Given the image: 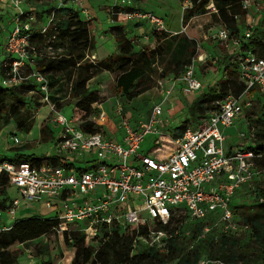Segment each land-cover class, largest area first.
<instances>
[{
    "label": "built area",
    "instance_id": "obj_1",
    "mask_svg": "<svg viewBox=\"0 0 264 264\" xmlns=\"http://www.w3.org/2000/svg\"><path fill=\"white\" fill-rule=\"evenodd\" d=\"M28 1L0 0V21L4 8L12 9L8 17L12 29L0 28V49L6 55L2 65L8 68L0 86L12 88L34 82L44 95V101H48L49 79L38 71L36 65L63 52L62 48L54 46L58 36L55 12L61 8L81 10L83 0H51L55 7L47 10L45 24H40ZM209 2L207 8L217 12L212 0ZM120 3L121 9L131 8L124 13L129 22L147 24L149 34L166 31L162 19L133 7V0H120ZM255 5V0L240 3L247 18L242 33L235 35L221 27L211 36L213 40L226 44V48H232L231 56L235 59L243 90L239 95L227 94L216 101L215 108L206 113L196 127L187 128L177 138L165 135L162 128L167 121L160 104L153 105L149 117L136 126L132 125L121 106H116V123L110 134L103 129L86 132L81 129V123L72 122L55 111L49 127L51 131L53 127L59 128L57 136L54 138L52 131L51 139L42 143L49 145L52 158L63 163L57 166L46 161L39 165L16 164L1 159L0 175L6 176L9 186L17 190L22 200L44 201L46 209L54 211L50 218L58 222L60 234L68 230V224L82 223L85 224L81 230L86 242L98 244L102 230L110 233L114 229L127 228L134 236L131 256L144 249H165L179 229L187 228L193 222L205 224L197 238L204 239L214 230V240L220 235L229 236L240 231L250 236V225L238 221L232 202L238 192L252 185L260 175L264 176V152L255 150L256 133L251 124L245 123V131L234 136L225 134V131L234 128L240 119L244 120L243 108L251 106L255 93L264 92V55L254 53L249 44L255 28L254 19L248 14ZM255 10L262 15L261 5ZM81 12L87 16L84 9ZM239 18L234 17L240 31ZM36 38L44 41L42 48ZM205 59L196 54L184 68L183 75L159 81L163 98L167 99L178 85L186 95L204 94L205 86L195 70ZM84 60L95 64L96 56L87 51ZM210 88L218 89V83ZM105 117L100 109L90 120L100 126L99 121ZM151 135L157 138L154 146L144 154L142 144ZM161 136L169 138L173 148L167 151L157 148L161 153L153 155L156 150L150 151L159 144ZM12 141L14 144L19 142L17 138ZM54 201L60 204V210ZM259 201L263 202V199ZM18 205L19 199H15L12 207ZM14 208L9 211L13 217ZM182 212L186 217L176 228L165 230L158 227V223L166 225L171 216ZM10 226H0V232ZM171 229L174 231H169ZM184 235L189 236L190 231L184 230ZM199 264L244 263H226L203 257Z\"/></svg>",
    "mask_w": 264,
    "mask_h": 264
},
{
    "label": "trees",
    "instance_id": "obj_2",
    "mask_svg": "<svg viewBox=\"0 0 264 264\" xmlns=\"http://www.w3.org/2000/svg\"><path fill=\"white\" fill-rule=\"evenodd\" d=\"M140 0H133V4ZM185 1V0H179ZM191 6L184 9L182 22L186 24L195 16L206 13L205 6L209 0H189ZM243 0H212L217 14L215 17L232 34L237 35L240 31L235 25V16L242 19L245 12L242 11L240 3ZM131 8H129V11ZM54 22L58 29V36L54 46L62 48L60 59H43L38 62L36 68L39 72L48 75L49 85L50 77L60 73L70 85L68 97L75 106L85 112H91V106L100 101V96L92 92L87 87V82L102 71L116 75L114 93L131 101L139 95L154 87L156 78L173 73L177 75L179 70L188 66L193 57L197 54L196 44L193 40L181 34L171 35L164 31L154 33L157 45L154 49H143L133 52L131 40L126 37L122 27H112L111 32L117 46V53L92 64L86 60L85 54L94 48V40L91 36V24L89 21L80 19L78 12L69 8H61L55 12ZM38 43L43 45L42 39ZM249 44L252 51L258 55H264V35L250 38ZM169 57L168 60L165 57ZM57 58V57H56ZM7 60V59H6ZM162 66L161 74H157L156 64ZM225 59L218 60L217 67L224 64ZM226 65V63H225ZM227 69L226 79L218 83V93L214 90L209 94H202L195 98L190 105L188 112L194 116L203 113V105L213 103L227 94L239 95L243 90V85L238 81V75L232 66H225ZM8 68L3 65L0 68V78L6 76ZM216 70V68H213ZM51 74V75H49ZM32 89L38 90L34 83ZM26 85L21 84L17 87L4 88L0 86V123L7 125L13 120L19 130L29 131L33 126V121L29 119V111H19V106H24L27 99L23 93ZM216 91V92H217ZM95 114L98 110H94ZM256 143L255 150L264 152V127H260L261 122H256ZM81 129L86 132H96L102 129L92 121L83 120L80 124ZM186 123L178 126L173 134V138L180 137L187 129ZM1 130V127H0ZM40 138L42 142H48L51 139L52 131L48 126L40 127ZM156 145L150 152L157 148L162 151L171 150L173 144L166 136H161ZM160 151H154L153 155L160 154ZM41 159L34 154H25L22 150H13V156L8 159L16 164L30 163L39 165ZM46 162H51L57 166V159L45 158ZM62 164V163H61ZM259 179V178H258ZM257 179L253 182V194L258 201V211L254 214L243 216L242 222L249 224L252 233L250 235L252 242L258 245L264 244V186H257ZM9 184L5 175H0V196H6ZM248 189V188H247ZM244 191V190H243ZM263 202H259L260 199ZM235 208V207H234ZM186 216H171L166 225L158 223L160 229L168 230L177 227L178 223L184 220ZM205 224L193 222L187 228L179 229L178 234H174L168 241L165 249H144L138 254L131 256V244L133 241V232L126 229H114L109 233L102 230L100 233L104 238L98 237V247L93 249L94 244H85V234L79 230H66L62 232L65 245L70 248H76L77 251L71 264H199V261L206 257L209 260H219L226 263L252 264L256 261L254 256L247 255L244 252H237L238 232L229 236H218L214 240L215 230L212 235L206 238H197ZM58 222L52 218L29 217L16 220L8 229L0 232V264H15L16 257L10 250L20 244L36 240L50 232L58 231ZM184 230H189L190 235H184ZM173 232L174 230H169ZM99 233V234H100ZM99 236V235H98ZM194 244L190 247L191 244ZM95 247V246H94ZM39 253L47 255L46 250H39ZM43 264H51L47 261Z\"/></svg>",
    "mask_w": 264,
    "mask_h": 264
},
{
    "label": "rangeland",
    "instance_id": "obj_3",
    "mask_svg": "<svg viewBox=\"0 0 264 264\" xmlns=\"http://www.w3.org/2000/svg\"><path fill=\"white\" fill-rule=\"evenodd\" d=\"M50 1L51 0H29L28 4L31 10L35 13L37 12L38 15L41 11H46L49 10L50 7H55L54 5H51ZM209 3L210 2H208L205 6V14L193 17L186 24H184L180 18L184 9L191 6V2L189 0L184 2L179 0H159L158 3L151 1L147 5L140 6L146 12H149L151 7L159 8L161 11H166L169 16H163L167 30L165 32H176L175 34H181L195 42L197 54L203 55L204 58H206L203 62L197 64L195 70L197 78L205 86V94L212 92L213 90L210 87L224 79V75L228 72L224 67H235L234 65L236 63L234 61L235 59L231 56L232 48H226V44L217 42L211 37L216 29L224 26L217 19V17H215L216 12L207 8ZM257 3L262 6V15L256 13L255 9L258 7ZM255 4V6L251 7L248 15L254 19V35L262 36L264 35V0H255ZM157 5L160 6L158 7ZM120 6V0H83L82 6L79 9H84L87 16L82 14L81 10L75 11L78 12L81 20L89 21L91 24L90 32L95 45L94 48L88 52H94L97 55V60L104 59L105 49H109V46L111 47L115 42L111 35L113 33L110 29L113 26V19L127 22V24L123 22L124 24L122 25L126 29L128 27V31H125L124 28L123 30L126 37L131 40L133 52L143 49L150 50L155 45V41L151 39V34L147 31L148 29L145 30L147 25L135 23L134 25L131 24L129 26L130 23L124 16L125 11H129V9H121ZM157 12L154 11L156 16H158ZM11 13L12 9L8 6H6L4 11H2V20L0 21L1 29H12V25H8V17ZM45 13H48V11ZM40 16V24H45L47 21V15ZM239 19L241 22L239 33H242V27L244 23H246L247 18L244 17V19H242L240 17ZM117 25L121 24L119 23ZM137 28H139L140 31ZM144 37H147V40L144 39ZM39 45L40 48L43 47V45ZM3 52V49H0V62H2L6 56ZM165 58L168 60L169 57L166 56ZM223 58L225 59L226 65L224 63L217 67L218 60ZM58 59H60V54L53 60ZM97 60L96 63L98 62ZM155 68L157 69V74L160 75L162 66L158 63ZM212 68H216V70H211ZM183 72L184 69L179 70L177 75L170 73L165 75L163 78L155 76L156 82L154 87L150 89L151 91L148 90L149 92L146 91L137 98L129 101L122 96H117L114 93L116 75H111L102 71L87 82V87L90 91L101 94L99 95L100 101L97 103L99 108L96 106L91 107V112L88 114L79 110L70 97H68L70 85L62 74L59 75L56 73L50 77V85L47 93L48 101H44V95L40 91L32 89L31 85L33 83L28 81L24 83L26 87L23 88V93L27 102H25L23 107L19 106V111H29L28 120H32L34 122L33 126L29 131L25 132L23 130H19L13 120H10L7 125L0 123V160L10 159L13 156V150H22L25 154H35V156L38 157L49 155V145L40 141L41 136L39 130L42 125L46 126L50 124L53 116L55 115V111L60 112L68 120L72 119V122L79 124L82 123L83 120L91 121L90 119L95 115V113H93L94 110L100 111L101 106L109 121L112 124H115V109L116 106L120 105L123 112L129 117L132 125L134 124L136 126L141 122H144L149 117L153 104L160 102L161 96L159 94L160 88L158 86V82L164 79L180 77L183 75ZM178 86L182 88L181 85ZM217 90V88L214 89V92L218 93ZM190 96L195 97L196 95L185 96L184 94L179 93L177 94L175 100H170V102L168 100L165 102V115L169 116V119L167 118L168 122L165 123L162 128L165 135L171 137L176 128L184 122L186 123V126L190 128L197 122V116H192L188 112L192 101ZM162 101L163 100H161L160 103H162ZM53 104L54 107L52 108ZM215 106L216 102L206 103L203 105V114H200V116L205 115L210 110H213ZM242 116L244 120L240 119L234 128L229 130V135L234 136L241 131H245V123L251 124L256 129L255 123L260 121V127H264V92L255 93L251 106L243 108ZM102 129L101 131L105 130V128L103 130ZM52 131L53 137L55 138L59 128L55 129L53 127ZM13 138H17L19 142L14 144L12 141ZM156 138L157 136L152 135L145 138L144 143L142 144V152L144 154L148 153L154 146ZM256 184L257 186L260 184L264 186L263 175H260L259 179L257 178ZM253 186L254 185L252 184L243 188L244 191L242 190L238 192L235 196L234 212L238 221H241V223L243 216L249 214L251 215L258 211L259 204L255 198V194L252 193ZM15 199H19V205L16 208L12 207V202ZM54 204L57 205V209L60 210V204H58L57 201H54ZM13 208L15 210L14 217L12 214L9 215V211ZM0 212V226L8 227L16 220L22 218H50L53 216L52 213L54 211L46 209L44 201L28 202L22 200L19 198L17 190L14 187L9 186L6 196H0ZM177 215L184 216V213H175V216ZM84 227L85 224L82 223L67 225L68 230H79ZM237 235L239 236V238L236 239L237 252H244L251 256L256 255V261L252 264H264V244L258 245L254 241L252 242L251 237L246 236L243 231L238 232ZM102 238H104V235L100 233L99 242ZM85 244L89 246V243L86 242V240ZM98 245L99 244H94L95 247L93 246V249H97ZM40 249L46 250L47 255L39 253ZM76 251V248H70L65 245L63 236L58 231H53L36 240L16 245L10 250V252L16 257L15 264H43L47 261L51 262V264H71ZM172 264H176V262H173Z\"/></svg>",
    "mask_w": 264,
    "mask_h": 264
},
{
    "label": "crops",
    "instance_id": "obj_4",
    "mask_svg": "<svg viewBox=\"0 0 264 264\" xmlns=\"http://www.w3.org/2000/svg\"><path fill=\"white\" fill-rule=\"evenodd\" d=\"M151 1H154L155 3H158L159 2V0H140L138 3H135L134 5H133V7H135V8H138V9H141V10H143L140 6H142V5H147L149 2H151ZM186 1V0H185ZM182 2H184V1H182ZM139 5V6H138ZM158 7L160 6V5H157ZM47 7V6H46ZM144 11V10H143ZM154 11H158L157 12V15L159 16V18L160 19H162V20H164L163 22H164V25H165V19H163V16H169L168 15V13L166 12V11H161V10H159V8H154V7H151L150 8V11L149 12H151L152 14H154L155 15V13H154ZM45 12H47V10L45 11H41V12H39V14H38V17H39V19L41 20V16L40 15H45V14H47V13H45ZM37 13V12H36ZM159 13V14H158ZM216 14H217V12H216ZM156 16V15H155ZM157 16V17H158ZM182 16H183V13L181 14V18L180 19H182ZM113 19V18H112ZM123 22H125V21H119V20H115V19H113V26L112 27H122V28H124L125 29V31H128V27H127V29L122 25V24H124ZM121 24V25H117V24ZM126 24H127V22H125ZM130 24H129V26L131 25V24H133L134 25V23H131V22H129ZM147 25V24H146ZM235 25H236V23H235ZM128 26V25H127ZM141 26V25H140ZM148 26V25H147ZM146 26V28H145V30H147V27ZM111 27V28H112ZM237 27V26H236ZM110 28V29H111ZM134 28V27H133ZM166 28V27H165ZM139 31H140V29L139 28H137ZM136 30V29H135ZM134 30V31H135ZM143 30V29H142ZM167 31V30H166ZM156 32H158V31H156ZM165 32V31H164ZM170 32V31H169ZM169 32H167V33H169ZM154 33L155 32H153L150 36H151V39H153L154 41H155V45L151 48V49H154L155 48V46L157 45V43H156V40H155V38H154ZM171 33H173V34H171ZM171 33H169V34H171V35H176L175 33L176 32H171ZM178 34V33H177ZM112 35V37H113V39H114V36H113V34H111ZM129 39V38H128ZM38 40H39V38H36L35 39V41L36 42H38ZM107 47H108V45H107ZM94 53V52H93ZM114 53H117V46H116V43L114 42V44L110 47L109 46V49L107 48V49H105V51H104V59L105 58H107V57H109L110 55H112V54H114ZM95 54V53H94ZM95 56H97L96 54H95ZM55 59V58H54ZM98 58L96 57V60H97ZM103 60V59H102ZM97 61H100V60H97ZM0 68H1V66H2V62H0ZM212 64L214 65V63L212 62ZM235 67V71H236V73H237V70H236V63H235V65H234ZM213 67V66H212ZM211 70H214L215 71V69H211ZM104 72H106V71H104ZM209 72V71H208ZM108 73V72H107ZM57 74H59L60 75V73H57ZM110 74V73H109ZM206 74V73H205ZM49 75H51V74H49ZM111 75H113V74H111ZM46 76H48V75H46ZM96 76V75H95ZM226 79V74L224 75V79L223 80H225ZM239 81V80H238ZM240 82V81H239ZM151 91V90H150ZM146 92V91H145ZM147 92H149L148 90H147ZM179 93H182V94H184V92H183V88H181L180 86H177V87H175L174 88V91L171 93V95L167 98V99H164L163 98V93L160 91V89H159V94H160V99L161 100H163L162 101V103H160L161 102V100H160V102H156L155 104H153V105H156V104H160L163 108V116H164V118L165 119H169V116H166L165 115V111H164V108H165V102L166 101H168L169 100V102H170V100H175L176 99V97H177V94H179ZM98 94V93H97ZM203 94V93H202ZM202 94H196V96L195 97H191L192 98V101H191V104H192V102L195 100V98H197V97H199V96H201ZM205 94V93H204ZM98 95H101L100 93L98 94ZM185 96H189V95H186V94H184ZM190 104V105H191ZM93 106H96V107H98L99 108V106L97 105V103H94V104H92V106L91 107H93ZM190 107V106H189ZM100 109L102 110V108H101V106H100ZM203 114V113H202ZM196 116H197V119H196V123H194V125H193V127H191V128H194V127H196V125L198 124V122L200 121V119L201 118H203L204 117V115H202V116H200V113L197 115V114H195ZM168 119L166 120L167 122H168ZM166 122V123H167ZM99 125L100 126H102V128L104 129L105 128V130H106V133H108V134H110L111 133V131L113 130V125L114 124H112L110 121H109V119L107 118V117H105L103 120H100L99 121ZM134 125V124H133ZM46 126H48L49 127V124L48 125H46ZM50 128V127H49ZM188 128H190V127H188ZM104 130V131H105ZM230 130V129H229ZM229 130H226L225 131V134H227V135H229ZM51 135H52V133H51ZM40 141H41V138H40ZM46 153V152H45ZM49 154V153H48ZM35 155V154H34ZM39 158H43V159H41V162H43V161H45L46 159L45 158H52L51 157V155L49 154V155H45L44 157H39ZM57 162H58V165H60L61 163H63V161H60V160H56ZM51 163V162H50ZM234 202H235V198H234V200H233V202H232V207L234 208Z\"/></svg>",
    "mask_w": 264,
    "mask_h": 264
}]
</instances>
